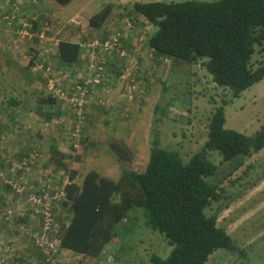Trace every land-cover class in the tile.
Listing matches in <instances>:
<instances>
[{
	"label": "trees",
	"instance_id": "16d2710c",
	"mask_svg": "<svg viewBox=\"0 0 264 264\" xmlns=\"http://www.w3.org/2000/svg\"><path fill=\"white\" fill-rule=\"evenodd\" d=\"M55 1L66 6L74 0ZM130 9L157 27L147 47L154 54L150 57L156 65L166 64L169 59L178 64L202 62L213 82L230 89L234 98L264 80V63L255 67L252 62L258 48L264 50V0L137 2ZM110 12L111 7H107L94 16L90 21L92 28L99 29ZM8 20L11 22L12 18ZM114 36L118 38L116 45L109 51H102L100 46L94 48L101 53L99 61H90L86 67L91 70L92 65L105 61L100 86L109 81L108 66H112L109 58L127 59L133 69L137 66L139 69L138 57L143 58L148 51L143 49L145 43L139 38L136 46L132 43L126 46L132 35H126L123 28L98 41L112 42ZM117 50L125 55L121 56ZM81 53L82 46L77 43H59V58L67 65L79 64ZM97 72L96 69L91 75ZM136 72L133 70L132 83L145 80ZM226 105L225 102L215 108L208 139L188 162L178 151L161 148L160 139L154 137L144 172L124 171L115 182L92 171L82 185H66V201L56 213L62 224V248L89 260L98 259L112 240L123 239L119 230L122 232L121 224L130 212L143 209L145 227L161 234L172 248L167 258L151 255L152 264H206L219 249L241 254L228 231L218 226V217L206 213L221 198L219 184L209 181L217 174L218 166L209 160L208 154L216 152L224 162H236L235 169L240 168L243 159L264 149V124L251 136L226 128ZM159 110L166 113L156 105L155 111ZM75 129L74 124L70 137ZM113 148L123 152L118 145ZM71 174L73 180L77 172L71 171ZM64 212L68 223L63 221Z\"/></svg>",
	"mask_w": 264,
	"mask_h": 264
},
{
	"label": "crops",
	"instance_id": "0c3cea01",
	"mask_svg": "<svg viewBox=\"0 0 264 264\" xmlns=\"http://www.w3.org/2000/svg\"><path fill=\"white\" fill-rule=\"evenodd\" d=\"M120 2L118 0L117 4ZM107 7H111V12L105 22L99 29H93L91 19ZM117 8L111 1L105 0H74L66 6L55 0H0V143L4 145L0 148V205L11 209L16 207L15 211L25 214L14 219L11 225L0 218V244L5 242L3 236H9L8 229L15 235H26L32 241L22 231V227L31 230L41 227L40 220L33 216L27 202L28 214L24 210L25 198L13 193L6 183L10 165L33 148L41 151V166H49L58 173L55 185L58 182L60 185H82L85 176L92 171L115 182L121 178V174L116 175L114 171L120 161L129 158L120 142L134 141L139 133L133 122L128 123L129 114L135 108L136 99L133 96L137 95L138 89V86L134 89L132 85L133 70L129 73L126 71V66L130 68V61L118 56L109 58L112 65L108 66L110 82L101 86L90 98L83 140L88 142L90 148L101 144L102 153L86 152L87 145L82 150V146L73 148L70 137V130L75 124L73 109L49 89V84H54L57 90L69 94L79 74L96 72V68H86L90 61L97 63L101 55L100 51L89 48L90 44L104 35H111L120 25L123 27L127 23L132 27L130 18L125 12L116 11ZM132 15L134 21L146 20L134 11ZM11 16L19 20L18 25L9 22ZM132 38L126 42V46L131 43L136 46V39ZM60 42L82 46L79 64L67 65L60 60ZM143 55L146 56V53ZM52 97L57 99L53 100ZM100 98L104 99V104ZM114 145H118L123 152H117ZM103 160L108 161L105 170H101V167L106 166ZM71 171L77 172L73 180ZM127 172L139 173L135 168ZM29 179L35 185L33 173ZM11 195L14 197L11 198ZM63 221L68 223L65 212ZM4 224L8 229L4 228ZM117 239L105 247L102 255ZM31 243L34 244L33 241ZM0 259V264L5 262L4 258ZM18 261L22 262V259Z\"/></svg>",
	"mask_w": 264,
	"mask_h": 264
},
{
	"label": "rangeland",
	"instance_id": "374dc122",
	"mask_svg": "<svg viewBox=\"0 0 264 264\" xmlns=\"http://www.w3.org/2000/svg\"><path fill=\"white\" fill-rule=\"evenodd\" d=\"M108 1L118 6L116 11L133 17L130 7L137 1L179 3L188 0H119V4L118 0H105ZM130 24L132 27L125 23L119 28H123L125 34L132 35L136 41L139 38L140 42L145 43L143 49L146 50L150 35L157 27L143 19L134 23L131 21ZM89 48L93 49L91 46ZM145 53L143 58L138 57L139 69L138 66L134 69L131 65L130 68L126 66L127 73L135 70L145 77V80L135 82L138 86L137 95L133 96L136 99L135 108L129 114L128 121L138 127L139 133L134 141L120 142L129 159L117 164L114 171L116 175L122 176L125 170L132 168L139 173L144 172L154 137L160 139L161 148L178 151L183 160L188 162L194 154L203 149L208 139L212 114L215 108L225 102L226 128L251 136L264 124V80L243 92L239 98H234L230 89L219 87L213 82L202 62L178 64V61L169 59L166 64L158 66L150 57L154 54L149 49ZM252 62L255 67L264 63V50L258 48ZM156 105L166 113L155 111ZM84 145L88 148L86 152L102 153L101 144L90 148L88 142L82 140L80 150ZM208 158L218 166L217 174L209 181L219 184L221 198L206 210V213L208 216L218 217V226L228 231L241 254L219 249L206 264H264V149L250 158L243 159V165L237 169L236 162L226 163L216 152L209 153ZM103 161L106 166L101 167V170L108 166V161ZM45 169L53 168L48 166ZM12 197L14 196L11 195ZM115 200L117 201L118 197ZM23 205L28 214L29 208L25 201ZM142 212L144 213L143 209L130 212L129 217L121 224L122 232L119 230L123 239H117L108 246L100 259L89 260L63 250L59 257L60 264H152L150 257L153 254L167 258L172 248L161 234L145 227ZM58 226H61L60 221ZM4 228L8 229L6 224ZM8 230L9 236H3L5 242L0 244V257L5 259L2 264H42L40 252L36 251L29 237L15 235ZM19 259H22V262L18 261Z\"/></svg>",
	"mask_w": 264,
	"mask_h": 264
},
{
	"label": "built area",
	"instance_id": "2783aa9c",
	"mask_svg": "<svg viewBox=\"0 0 264 264\" xmlns=\"http://www.w3.org/2000/svg\"><path fill=\"white\" fill-rule=\"evenodd\" d=\"M25 0H18L22 2ZM15 6V4H14ZM19 20L12 18L11 24L18 25ZM113 41H106L104 44L95 40L90 46L94 49L98 46L105 51L116 45L118 38L114 36ZM119 50L116 52L118 53ZM120 52V51H119ZM124 56V52L119 53ZM105 61L100 62L98 66L92 65V68L98 70L97 74H79L74 79L71 85V93H64L55 88L54 84H49V89L52 90L62 101L66 102L72 109L75 115L76 129L71 137L72 146L74 149L80 147V142L83 140V133L87 124L86 112L90 103V98L101 87V77L103 75V65ZM99 73V74H98ZM134 89L137 84L133 81ZM102 104L105 103L103 98H100ZM4 147L0 143V148ZM42 154L37 148H33L20 160L13 162L7 171L6 183L9 185L13 193L25 198L33 211V216L38 218L41 222L39 230H31L22 227V231L27 233L32 239L34 246L42 255V264H60V253L64 250L62 248V240L60 228L58 226L57 210L66 201L65 186L66 183L58 185L54 183L58 176L53 169H45L42 165ZM34 174L35 185L29 179V175ZM56 175V176H55ZM25 216L24 213L15 211L14 209L0 205V218L5 220L10 225L14 219Z\"/></svg>",
	"mask_w": 264,
	"mask_h": 264
},
{
	"label": "clouds",
	"instance_id": "9594fccd",
	"mask_svg": "<svg viewBox=\"0 0 264 264\" xmlns=\"http://www.w3.org/2000/svg\"><path fill=\"white\" fill-rule=\"evenodd\" d=\"M80 148V147H79Z\"/></svg>",
	"mask_w": 264,
	"mask_h": 264
}]
</instances>
